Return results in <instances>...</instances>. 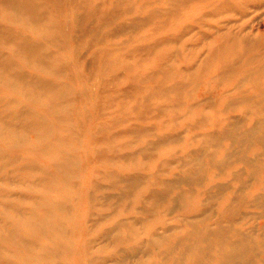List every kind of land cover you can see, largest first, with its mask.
Instances as JSON below:
<instances>
[{
  "label": "bare ground",
  "instance_id": "bare-ground-1",
  "mask_svg": "<svg viewBox=\"0 0 264 264\" xmlns=\"http://www.w3.org/2000/svg\"><path fill=\"white\" fill-rule=\"evenodd\" d=\"M192 1L146 0L143 7L125 2L120 15L125 20L116 23V13L96 17L107 0H0V137L10 138L3 141L6 149L15 142V148L46 160L30 155L15 165V186L23 185L27 199L20 195L15 198L21 202L15 201L8 185L0 189V264H264V32L249 18L254 11L264 14V0H199L205 7L194 25L180 28L178 37L177 31L161 34L162 28L177 27L159 20L177 18L181 5ZM64 18L75 19L71 31ZM196 28L205 29L199 32L216 44L200 55L187 51L191 43L177 48V41ZM138 32L144 34L139 40L133 38ZM78 33L79 42L71 43ZM117 34L126 36L118 46H108L107 39ZM167 44L173 47L163 57L153 56ZM87 45L93 56L102 53V63L111 69L124 51L123 63L130 66L117 69L115 78L140 65L141 83L148 81L149 87L143 100L164 99L153 105L152 117L172 123L154 124L139 116L119 130L128 139L107 151L97 146L91 157L90 144L100 142L93 133L104 131L103 121L85 133L75 122L65 125L66 115L73 120L77 112H65L68 81L74 79L69 71L78 70L75 82L85 86L82 94L98 86L72 65ZM67 46L72 58L61 53ZM166 56L172 70L161 68ZM158 57L162 61L146 69ZM177 59L186 65L177 68ZM156 76L161 77L151 84ZM88 109L82 108V128ZM120 110L128 114L125 107ZM45 114L47 119L38 118ZM177 115H186L182 130H177ZM78 134L82 165L97 167L91 169L98 173L92 183L101 184L96 192L107 188L104 197L89 193L83 177H73L70 158H81L77 144L67 147L68 153L58 146ZM102 158L101 169L96 159ZM52 176L87 195L89 215L72 211L80 200L71 193L61 203L50 200L61 192L51 184ZM5 178L14 179L11 172L0 174V181ZM112 196L122 204L134 198L135 211L128 203L125 212H116L118 205L108 209ZM101 203L106 210L100 212Z\"/></svg>",
  "mask_w": 264,
  "mask_h": 264
},
{
  "label": "rangeland",
  "instance_id": "rangeland-1",
  "mask_svg": "<svg viewBox=\"0 0 264 264\" xmlns=\"http://www.w3.org/2000/svg\"><path fill=\"white\" fill-rule=\"evenodd\" d=\"M144 1L146 0H126L125 2L136 3L135 7H139ZM99 2L101 3L103 2V0H99ZM125 2L123 0H107V3L103 6V9L100 10L99 13L96 12V17L102 18V13L109 11V13H116V15L113 17L114 18L113 22H116V23L123 22L125 19L120 18V15L124 11V7H126ZM143 5L144 4H142V7ZM161 5H162V1H160L158 6H161ZM204 7H205V3L199 0H193L192 2L182 4L180 13L177 10L178 12L177 18H168L165 20H159V23L161 25L171 24V25L176 26L177 30L162 28L160 29L161 34L164 32H172V31H174L175 33V31H177V37H178L181 34L180 28H182L185 25H194L196 23V17L201 14ZM64 8L66 10H69V7L67 4H64ZM259 11L261 10L252 12L249 18H251V25L253 26L254 29L258 30L259 32H264V14L261 13L262 11L261 12ZM107 18H112V17L110 16ZM69 19L70 20H68V18H64V26L66 27L67 30L71 31L73 27L76 26V22L74 18H69ZM199 29L205 30L203 28H199ZM199 29L196 28L190 34L186 35L184 41L182 42L177 41V48L178 47L180 48V43H182L183 45H185L186 43H191L189 47L190 49L187 51H191L190 53L192 54L194 52H199V55H200L204 53L209 47L214 46L216 42H208L204 37V33L199 32ZM79 34L80 33H78V35L75 36V40H73L71 43L76 44L79 42ZM125 36L126 35L124 34H117L113 38H108L106 41V44L108 46H118L119 41L123 39ZM142 36H144V34H141V32H138L136 35H133V38L139 40ZM191 37L193 38L191 39ZM197 44H201L202 46H197ZM172 47H173L172 44H167L164 47H159V50H158L159 52L158 51H157L158 53L154 52L153 56H156L159 54L160 57H163L167 51L171 50ZM105 49L106 48H104L102 52H104ZM61 53L68 58H72L73 49L71 46H67L65 50ZM122 53H124V51H121V52L119 51V53L116 55L117 57H119L117 60H115L117 65H113L111 69V68H108V66L106 68L104 64L102 63V60L100 58V56H103L102 53H99L97 56H93L90 45L84 46L82 48L81 58L75 61V63H72V65L74 68H77L80 66L79 73L82 74L84 72L86 77H91L93 81L98 84L97 88L96 86H90L92 90H95L96 88V91H93L92 93L87 92L86 94H82V91L84 90L85 86L79 81H77V83L75 82L78 76V70L74 69V70L69 71V74L73 75L74 79L72 81L71 80L68 81L67 87L70 89V93L68 95L69 108L65 112H71L72 108H75L77 112L74 114H72L71 112V114L74 116L73 120H70L68 115H66V119H65L66 127L67 128L71 127L72 123L75 122L79 133L80 132L85 133V131L88 129V127H90L92 123L103 121V125H101V127L104 128V131L93 133V136L96 135V139L99 138L100 142L96 140L95 144H90V146L92 147V149L89 152L91 153V157L94 156L97 146H102V148L105 151H107L108 146H111V148L114 149L116 144L119 145L121 141L128 139L126 138L127 136H124V137L120 136L121 132H119V130L122 128L130 127L131 124L139 118V116H144V117L147 116V118L150 121H152L154 124H160L161 122H164L165 124H167L169 121H171L172 123V120L170 118L152 117L153 115L152 112L154 108L153 105L155 103H161L162 100L164 99H162V97H153L150 101L143 100L144 92L148 90L149 87H148V81L144 85L141 83V79L144 77V75L142 74L141 70L143 69L140 68V65L134 66L132 70L127 69L126 73H123L121 78L114 77V73L118 72L117 69L121 70L122 68H124V66L125 67L130 66L129 64L124 65L125 63H123ZM131 56H139V54L137 55V53H132ZM16 57L17 55H15V58ZM160 57L155 58L154 60H151L150 62L146 63L145 64L147 66L146 69L149 68L150 66H154V67L157 66L163 59ZM166 58L167 56L165 57L161 68L164 67V69L169 68L172 70L171 61H167ZM137 59L138 58H134L135 61ZM146 61L147 60H144L142 61V63H145ZM17 64H20V63H17ZM184 65H186V62H184L183 59H180V60L177 59V68H181V66H184ZM160 77L156 76V78L154 80H151L150 83L151 84L155 83ZM165 81L169 83L172 82L171 79H168ZM74 89H75V92H73ZM0 91H1L0 95L1 94L3 95V91L1 87H0ZM18 91L19 90L16 85L15 86V98L17 97ZM28 101L31 103H34L31 100H28ZM65 105H68V103H66ZM93 105H97V106L94 107ZM83 107H89L88 113L90 117L85 119L86 128H82L79 124V121L81 120V117H82ZM124 107H125L126 112L128 113L127 115H125L123 111L120 110V108H124ZM100 111H101V115L99 114ZM108 113L114 115L115 117L110 118V115H108ZM48 117L49 116L46 114L43 116L38 115V118L40 120H45ZM184 117H186V115H183V116L177 115V130H182L185 128L183 126V124H185ZM123 121H125V123H124V126L122 127L120 124H118V122L123 123ZM134 129H137V128H135L134 126ZM10 133H12V131H10ZM22 135L23 137L29 136L28 134H25V133ZM104 135L105 136L108 135V136L103 137ZM126 135L129 136L130 134L128 133ZM9 139H10L9 137H0V163H1L0 174L6 175L7 172H11V175L14 178L15 165L18 163H21L22 162L21 157H25V156H30V155L37 156L38 158H40V160L44 164H46V160L42 156H38L35 152L31 151L30 149H24L21 147L15 148V142L11 143L12 149L10 150L6 149L4 142H8ZM71 139L72 141L66 140L64 143V146H61V145H58V146L59 148H62V149L63 147H65V152L67 153L69 152L67 150V147H73L74 143L77 144L78 146L81 158L78 161L77 155H74L70 158V164H69L70 167L75 169V174L73 175V177L74 178H79L78 176L83 177L89 183V186H88L89 193L90 192H94L97 194L103 193L102 196L104 197L105 194L108 193V192H105L107 191V188L105 186L103 188L100 187L99 191L96 192V190H98V187L101 186V184L97 185L95 183H92V181H94V178L98 179V173L97 172L93 173L91 169L96 170L97 167L93 168L91 166L89 168H86V167H83L82 165V159H83L81 155L82 135L78 134L76 138H71ZM113 149L111 150L112 154H113ZM15 152L17 154L16 157H15ZM85 152H86V147H85ZM137 160L139 161L141 159L137 158ZM96 164L99 167H101V169L104 168L106 165V158L96 159ZM8 181L9 180L7 178H5L3 181H0V189L6 190V185H8V189L10 188V193H12L13 191L12 198H14L15 201L21 202V200H17L15 196L21 195L22 197L26 198L25 189L23 188V185L15 186V178L11 180L10 182ZM50 182L52 185L56 186L57 188L61 190V192L51 194L50 200L55 199L56 201L61 203V201H65L66 196L68 198V195H70L71 193L72 194L71 197L75 196L76 198L80 200V204L73 207L72 211L76 215H79V213H87V215H89L91 210L86 209V207L87 208L89 207V204L86 201L87 195L83 198V194L80 191L75 190L73 187V184L63 185L59 181V179L55 176L51 177ZM104 182L108 183L106 181H101L100 183H104ZM113 191H116V189H114ZM73 192L75 193L73 194ZM134 201H135L134 198H131L127 200L126 203H128L131 209L133 207L135 211L137 206H132L134 205ZM122 202L123 201H121V198L119 196H112L110 197V199H108V202H106L105 205L107 206L108 209H112L115 207V205H118V208L115 211L125 212L123 208L126 205V203L122 204ZM101 204L102 206H97V209L100 212L101 210L103 211L106 210L103 205L104 203H101ZM55 205H58V204H55Z\"/></svg>",
  "mask_w": 264,
  "mask_h": 264
}]
</instances>
